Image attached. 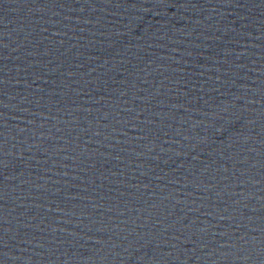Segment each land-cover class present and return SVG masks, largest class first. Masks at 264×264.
<instances>
[{"label":"water","instance_id":"obj_1","mask_svg":"<svg viewBox=\"0 0 264 264\" xmlns=\"http://www.w3.org/2000/svg\"><path fill=\"white\" fill-rule=\"evenodd\" d=\"M0 264H264V0H0Z\"/></svg>","mask_w":264,"mask_h":264}]
</instances>
